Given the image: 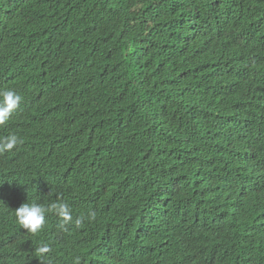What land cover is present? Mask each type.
Listing matches in <instances>:
<instances>
[{
  "label": "trees",
  "instance_id": "16d2710c",
  "mask_svg": "<svg viewBox=\"0 0 264 264\" xmlns=\"http://www.w3.org/2000/svg\"><path fill=\"white\" fill-rule=\"evenodd\" d=\"M2 90L0 264H264V0H0Z\"/></svg>",
  "mask_w": 264,
  "mask_h": 264
},
{
  "label": "clouds",
  "instance_id": "9594fccd",
  "mask_svg": "<svg viewBox=\"0 0 264 264\" xmlns=\"http://www.w3.org/2000/svg\"><path fill=\"white\" fill-rule=\"evenodd\" d=\"M21 96L14 90H2L0 91V125H4L9 116L15 111L21 102ZM17 136L12 135L0 140V154L10 152L19 143ZM49 209H45L43 206L36 203H23L15 210V216L17 223L32 234L38 233L45 224V214ZM59 217L62 218L60 227L62 229L72 222V214L68 204L60 203L51 205V209ZM89 219H95V213H91ZM81 220H76L77 226L81 224ZM50 251L47 245L42 246L39 249L41 256L44 253ZM75 264H79V258L76 259Z\"/></svg>",
  "mask_w": 264,
  "mask_h": 264
}]
</instances>
